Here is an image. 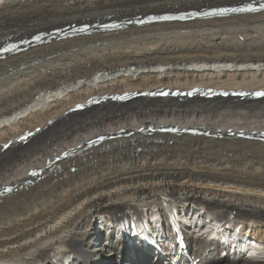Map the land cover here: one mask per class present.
<instances>
[{"label": "bare ground", "instance_id": "1", "mask_svg": "<svg viewBox=\"0 0 264 264\" xmlns=\"http://www.w3.org/2000/svg\"><path fill=\"white\" fill-rule=\"evenodd\" d=\"M251 1L0 0V47L40 32L98 25L88 35L82 31L54 38L0 59V191L3 185L15 188L0 195V264H58L64 255L73 257L70 264H117L121 258L130 264H160L150 258V249L129 241L105 236L103 243L100 231L92 244L106 256L95 260L99 252H86L84 246L93 238L96 220L141 216V209L158 207L164 199L178 202L179 208L192 205L195 213L205 208L221 219L255 222L261 229L256 237L264 239V142L230 135L243 130L259 137L264 99L108 100L71 112L95 95L162 87L264 89V12L190 22H128ZM110 22L125 26L114 32L101 28ZM168 123L212 135L139 132ZM38 127L42 131L29 143L14 141L2 150ZM99 134L123 135L87 148V141ZM68 147L76 150L72 157L55 168L46 165ZM35 166L44 169L42 177L27 182ZM189 241L198 258L205 254V249L196 252L203 244L209 251L218 246L199 237ZM49 252L56 254L46 262ZM200 264L264 261L237 252L226 258L218 251Z\"/></svg>", "mask_w": 264, "mask_h": 264}, {"label": "rangeland", "instance_id": "2", "mask_svg": "<svg viewBox=\"0 0 264 264\" xmlns=\"http://www.w3.org/2000/svg\"><path fill=\"white\" fill-rule=\"evenodd\" d=\"M219 19H217V20H214V21H218ZM207 21H211V20H207ZM50 43V42H49ZM1 61H3V60H1ZM245 70H249V69H245ZM132 73H136V72H132ZM102 80H103V78H101ZM1 152H3V151H1ZM174 201H176L175 199H174ZM177 202V201H176ZM177 204L178 205H180L178 202H177ZM181 206V205H180ZM141 210H144L145 212L147 211V210H150L149 208H146V209H141ZM195 210H196V208H195ZM144 214V213H143ZM97 219V218H96ZM98 222V223H97ZM100 221L99 220H96L95 221V223H94V225L91 227V229H90V233H93V238L92 239H90L89 240V242L84 246V251H86V252H89V251H91V250H96V252H99L98 251V249H100V248H98L97 246H95L94 248H93V241H94V233H98L99 231H100V234H102V242L104 243L108 238H105V236L107 235L104 231H102V229H98V230H96L97 228H99L100 227ZM109 237H112L113 238V235H112V233H110V235H109ZM91 243V244H90ZM111 250H113V248H111ZM104 253V251L102 250L101 252H99L98 253V256H97V258H95V260L96 259H98V258H100V257H103V256H106V254H103ZM51 254H56L55 252H53V253H47L46 255H45V259L44 260H46V262H48L49 261V256L51 255ZM100 254V255H99ZM100 260H104V258H102V259H100ZM114 260V259H113Z\"/></svg>", "mask_w": 264, "mask_h": 264}, {"label": "clouds", "instance_id": "3", "mask_svg": "<svg viewBox=\"0 0 264 264\" xmlns=\"http://www.w3.org/2000/svg\"><path fill=\"white\" fill-rule=\"evenodd\" d=\"M259 247L260 246L254 245V244L251 245L250 247L246 246V245H240L241 251H245L249 258H256L257 257V249Z\"/></svg>", "mask_w": 264, "mask_h": 264}, {"label": "snow or ice", "instance_id": "4", "mask_svg": "<svg viewBox=\"0 0 264 264\" xmlns=\"http://www.w3.org/2000/svg\"><path fill=\"white\" fill-rule=\"evenodd\" d=\"M245 9H239V11H244ZM250 11H253L254 9H248ZM233 11H236V9H234ZM258 95L264 96V93H259Z\"/></svg>", "mask_w": 264, "mask_h": 264}]
</instances>
